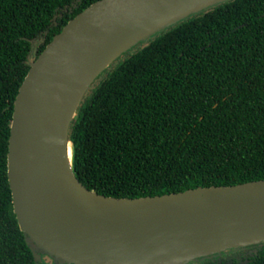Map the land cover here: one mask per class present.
<instances>
[{"label":"trees","instance_id":"trees-1","mask_svg":"<svg viewBox=\"0 0 264 264\" xmlns=\"http://www.w3.org/2000/svg\"><path fill=\"white\" fill-rule=\"evenodd\" d=\"M93 1L0 0V264H47L13 210V103L29 62ZM69 130L74 173L107 196L263 179L264 0L219 2L125 52L91 84ZM250 247L237 264H264V242Z\"/></svg>","mask_w":264,"mask_h":264},{"label":"water","instance_id":"water-1","mask_svg":"<svg viewBox=\"0 0 264 264\" xmlns=\"http://www.w3.org/2000/svg\"><path fill=\"white\" fill-rule=\"evenodd\" d=\"M225 0H95L29 62L7 150L13 210L35 260L188 264L264 242V178L142 197L87 188L70 124L100 74L147 38Z\"/></svg>","mask_w":264,"mask_h":264},{"label":"flooded vegetation","instance_id":"flooded-vegetation-1","mask_svg":"<svg viewBox=\"0 0 264 264\" xmlns=\"http://www.w3.org/2000/svg\"><path fill=\"white\" fill-rule=\"evenodd\" d=\"M252 249L253 247L226 249L220 253L212 254L189 264H237L239 261H242L244 258H246ZM47 258L50 260L49 264H54L52 259L49 257Z\"/></svg>","mask_w":264,"mask_h":264},{"label":"rangeland","instance_id":"rangeland-1","mask_svg":"<svg viewBox=\"0 0 264 264\" xmlns=\"http://www.w3.org/2000/svg\"><path fill=\"white\" fill-rule=\"evenodd\" d=\"M44 260H45V263L49 264V261H50V260H49L47 257H44ZM192 262H194V261H192ZM189 263H191V262H189ZM189 263H188V264H189ZM192 264H193V263H192Z\"/></svg>","mask_w":264,"mask_h":264}]
</instances>
